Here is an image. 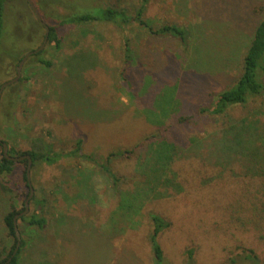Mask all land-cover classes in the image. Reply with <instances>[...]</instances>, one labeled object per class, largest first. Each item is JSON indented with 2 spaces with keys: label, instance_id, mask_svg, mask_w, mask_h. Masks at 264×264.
<instances>
[{
  "label": "rangeland",
  "instance_id": "374dc122",
  "mask_svg": "<svg viewBox=\"0 0 264 264\" xmlns=\"http://www.w3.org/2000/svg\"><path fill=\"white\" fill-rule=\"evenodd\" d=\"M93 1L129 9L144 3ZM146 5L145 19L155 29L180 24L190 34L189 45L171 36H152L137 23L124 30L104 23L61 28L62 48L47 45L43 55L53 66L46 68L30 57L15 88L1 96L0 141L16 156L40 143L53 152L68 153L81 140L83 153L104 164L111 153L142 142L136 154L109 162L117 176L130 178L146 156L148 138L174 141L183 149L188 140H196L200 143L185 154L188 158L175 165L183 191L160 189L162 197L147 202L130 227L126 214L116 216L119 195L111 180L93 163L65 158L52 166L32 164L34 193L26 215L33 210L34 197L50 199L51 214L43 231L18 217L21 242L26 241L21 264H154L148 242L150 212L171 223L160 236L170 264H183L191 249L197 264H243L245 254L264 264V178L247 172L240 157L212 155L210 140L229 119L249 118L257 123L253 144L264 148V94L218 121L199 114L240 75L252 32L263 17L264 0H149ZM12 23L7 44L16 52L36 49L30 37L21 39L22 31L32 30L31 22L17 27L21 35L16 39ZM127 39L135 50L128 66ZM16 76L14 71L2 77V83ZM183 117L188 120L180 121ZM2 151L1 147L0 157ZM25 169V164H17L11 176L1 179V185L7 181L13 191L0 190V253L7 248L0 260L15 242L3 215L14 201L21 211L30 195ZM79 169L86 172L82 186ZM137 179L133 186L142 177Z\"/></svg>",
  "mask_w": 264,
  "mask_h": 264
},
{
  "label": "trees",
  "instance_id": "16d2710c",
  "mask_svg": "<svg viewBox=\"0 0 264 264\" xmlns=\"http://www.w3.org/2000/svg\"><path fill=\"white\" fill-rule=\"evenodd\" d=\"M38 9L43 21L50 28L47 47H52L60 50L63 44V37L60 34V29L67 26H86L96 23H104L113 25L116 29L124 30L126 27L134 23L149 32L152 36H171L184 46L189 45L190 34L187 28L180 24H165L160 28L155 29L152 23L145 19L147 11V3L149 0H143L141 6H132L130 9L124 5L107 4L106 6L95 4L93 0H32ZM261 20L252 32L253 37L248 45L242 60L241 73L231 86L222 90L215 95V98L207 107L199 110L200 115H207L218 121L220 117L227 116L228 112L235 107L246 108L252 101L264 94V11ZM29 20L32 30L22 31L21 39L33 40V45L38 49L46 35L45 27L41 26L36 19L30 5L26 0H0V88L2 86V77L17 73V67L28 53L24 50L14 51L15 46L11 47L7 41L11 38L9 32V23L13 22V33L21 35L16 29L24 28V24ZM18 27V28H17ZM25 32V33H24ZM39 44V45H37ZM33 48L31 51H34ZM35 49V50H36ZM48 49L32 56L33 59H38V62L46 68H51L53 63L50 60L44 59L43 55ZM134 51L131 47L130 39L125 43V65L131 64L134 59ZM30 52V51H29ZM31 58V59H32ZM30 61V59H28ZM27 61V62H28ZM130 62V63H129ZM15 88V85L9 88ZM8 89V88H7ZM188 118H180V121H187ZM227 127L217 135H211L212 140L211 154L221 157H240L239 159L246 166L247 172L254 177L264 178V148L253 144L254 129L257 128L254 121L249 118L227 121ZM254 128V129H253ZM156 139V140H150ZM147 140L150 141L146 156L143 160L137 163L136 174L132 177H119L109 167V162L113 158L126 156L130 157L136 154L137 151L143 148V144H138L131 150L114 152L109 155L107 162L99 163L93 155L84 154L82 151V141L75 142V148L68 152H53L46 144H35L33 148L27 152L13 154L12 149L8 154L11 157H21L29 155L33 164L44 163L48 166L55 165L65 158H73L80 163H93L101 172L111 180L114 190L119 195L116 216L126 214L132 223L130 227H134L137 221V216L143 214L146 203L154 199H158L160 189L163 191L169 190L171 187H177L178 192L183 191V183L179 179V173L175 170L177 162L187 159L185 155L192 151L200 142L196 140L189 141L186 149L181 148L174 141L159 140L157 136H152ZM0 157V190L2 192H12L13 189L5 185H1V179L11 176L17 167V164H25L26 169L23 171V180L25 189L29 190L30 185L27 180L28 160L11 161L4 154L3 146ZM70 173V172H69ZM86 172L79 169L78 173L81 176L78 183L82 186L84 183L83 177ZM72 174V178H76V174ZM137 176L142 177L141 181L137 182V186H133L138 180ZM84 187V186H83ZM157 194V195H156ZM164 195V194H163ZM21 196V195H19ZM160 197H162L160 195ZM164 197V196H163ZM33 210L19 219L26 223L27 226L34 227L40 231L45 230L48 225L47 215L51 214V200L47 197H34L32 200ZM23 209L17 210L15 201L6 214L3 215V223L8 231V236L12 237L15 242L5 258L0 260V264H21V254L26 247V241L20 243L18 252L16 250L17 237L15 233V218L25 211V203ZM148 219L152 230L148 235V242L154 258V264H170L163 252L160 244V236L171 227V223L160 214L150 212ZM19 229V227H18ZM3 244V243H2ZM4 246V244H3ZM6 246L3 247L0 256L6 253ZM183 264H197L194 249L188 250L185 253ZM243 264H260L257 257L251 254H245L242 258ZM231 264H235L232 261Z\"/></svg>",
  "mask_w": 264,
  "mask_h": 264
},
{
  "label": "water",
  "instance_id": "95a60500",
  "mask_svg": "<svg viewBox=\"0 0 264 264\" xmlns=\"http://www.w3.org/2000/svg\"><path fill=\"white\" fill-rule=\"evenodd\" d=\"M26 1L30 5L33 13L35 14L36 19L41 23L40 25L45 27V31H46L45 39H44L42 45L38 49H36L34 51H31V52H29V53H27L25 55V57L20 62L19 66L17 67V76L15 78L9 80L8 82H5V83L2 84V86L0 88V101H1V98H2L1 96H3L4 91L7 88H9L10 86L15 85L16 83H18L20 81L21 75H22V69H23L25 63L28 61V59L30 57H32L33 55H35V54L41 52L42 50H44L46 45H47V43H48V37H49V34H50L49 26H47L46 23L43 21L42 16L40 15L38 9L36 8L34 2L32 0H26ZM0 144L3 146L4 154L7 157V159H9L11 161H15V162L24 161L25 159L28 160V166H27V171L26 172H27V180H28L29 185H30V195H29L27 201L25 202V211L22 214L18 215L15 218V220H14L15 233H16V237H17V243H16L17 247H16V250H15L13 256H12V257H14L15 254L18 252V250L20 248L19 245L21 243V237H20V232H19L18 226H17V220H18L19 216L26 215L29 212V202L32 199L33 193H34L33 188H32V184H31V173H30L31 168H32V164H33V160H32V158L29 155H24V156H21V157H11L8 154V151H9L8 150V145L6 143H4V142H1V141H0Z\"/></svg>",
  "mask_w": 264,
  "mask_h": 264
}]
</instances>
